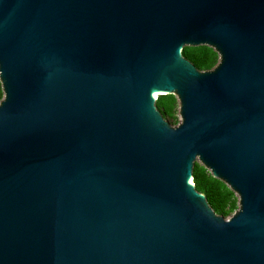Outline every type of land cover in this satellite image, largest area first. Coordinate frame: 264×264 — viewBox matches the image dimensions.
I'll return each instance as SVG.
<instances>
[{
    "label": "water",
    "instance_id": "obj_1",
    "mask_svg": "<svg viewBox=\"0 0 264 264\" xmlns=\"http://www.w3.org/2000/svg\"><path fill=\"white\" fill-rule=\"evenodd\" d=\"M0 83V264H264V0H0Z\"/></svg>",
    "mask_w": 264,
    "mask_h": 264
},
{
    "label": "trees",
    "instance_id": "obj_2",
    "mask_svg": "<svg viewBox=\"0 0 264 264\" xmlns=\"http://www.w3.org/2000/svg\"><path fill=\"white\" fill-rule=\"evenodd\" d=\"M182 55L197 69L203 71L213 68L219 60L218 53L206 45L184 46ZM2 97L3 92L0 83V100ZM155 105L169 123L173 125L179 123L177 119L179 102L175 95H158ZM192 181L195 189L204 194L209 206L217 215L228 217L238 209L236 194L223 181L213 177L211 172L198 161H195L193 165Z\"/></svg>",
    "mask_w": 264,
    "mask_h": 264
},
{
    "label": "rangeland",
    "instance_id": "obj_3",
    "mask_svg": "<svg viewBox=\"0 0 264 264\" xmlns=\"http://www.w3.org/2000/svg\"><path fill=\"white\" fill-rule=\"evenodd\" d=\"M177 119H178V121L180 122V116H179V112H178V114H177ZM169 122V121H168ZM171 124V123H170ZM171 125H173V124H171ZM173 126H175V125H173ZM237 196V195H236ZM238 197V196H237ZM229 217V216H228ZM227 217V218H228Z\"/></svg>",
    "mask_w": 264,
    "mask_h": 264
},
{
    "label": "bare ground",
    "instance_id": "obj_4",
    "mask_svg": "<svg viewBox=\"0 0 264 264\" xmlns=\"http://www.w3.org/2000/svg\"><path fill=\"white\" fill-rule=\"evenodd\" d=\"M154 96L156 97L157 96V93H154Z\"/></svg>",
    "mask_w": 264,
    "mask_h": 264
},
{
    "label": "built area",
    "instance_id": "obj_5",
    "mask_svg": "<svg viewBox=\"0 0 264 264\" xmlns=\"http://www.w3.org/2000/svg\"><path fill=\"white\" fill-rule=\"evenodd\" d=\"M157 98V97H156Z\"/></svg>",
    "mask_w": 264,
    "mask_h": 264
}]
</instances>
